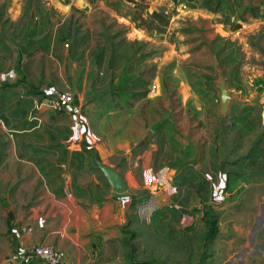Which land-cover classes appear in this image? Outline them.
Masks as SVG:
<instances>
[{"label": "rangeland", "instance_id": "374dc122", "mask_svg": "<svg viewBox=\"0 0 264 264\" xmlns=\"http://www.w3.org/2000/svg\"><path fill=\"white\" fill-rule=\"evenodd\" d=\"M41 3L29 34L0 4V264H24L18 225L65 184L41 176L51 159L106 141L128 144L110 158L127 218L71 243L68 264H264V0H81L66 17ZM53 89L72 110L43 103Z\"/></svg>", "mask_w": 264, "mask_h": 264}, {"label": "crops", "instance_id": "0c3cea01", "mask_svg": "<svg viewBox=\"0 0 264 264\" xmlns=\"http://www.w3.org/2000/svg\"><path fill=\"white\" fill-rule=\"evenodd\" d=\"M235 1L232 0V5H235ZM239 1L237 0V2ZM80 2L81 0H72L68 4L58 0H42L39 7L54 8L52 9L54 16L61 14L66 17L75 7L79 6ZM0 4H5L10 22L25 25L23 30H20L24 34L32 33L35 28L34 23L40 20L39 24H41V21L46 19L41 15L39 17L34 15L33 10H27L29 0H0ZM17 32L18 27L15 30V33ZM67 148V155L54 156L50 161L52 163L49 166L50 169L46 172L41 171L42 177L52 173L57 176L61 175L65 179V184L51 185L57 190L62 188L61 191L57 195L53 194L50 192L49 186L42 190L43 194L39 198L38 206L33 208L31 222L22 223L17 227V247L21 253L25 252L24 264H33L30 251L37 243L55 245L64 249L68 254L67 249L71 243L79 242L82 235L103 233L104 231L111 233L126 221L129 198L125 194L116 195L110 183L107 186L105 183L96 185L95 181L98 177L108 181V178L98 167L97 159L113 166L124 178L121 169L110 158L117 156L118 153L127 152L128 144L118 145L106 141L103 145L72 144ZM146 155L147 152L142 158H146ZM136 164L139 166V163L136 162ZM150 166L151 164L146 165L145 161L141 163L143 172ZM157 173L159 176L162 175L161 171ZM219 176L216 186L218 192L226 183L224 172H219ZM81 177L90 178V181L85 183L87 191H79L78 182ZM55 223H59L60 226H56ZM68 257L70 258L69 254ZM71 264L74 262L72 261Z\"/></svg>", "mask_w": 264, "mask_h": 264}, {"label": "built area", "instance_id": "2783aa9c", "mask_svg": "<svg viewBox=\"0 0 264 264\" xmlns=\"http://www.w3.org/2000/svg\"><path fill=\"white\" fill-rule=\"evenodd\" d=\"M44 104L55 111L72 110L74 94L68 90L53 89L44 94ZM32 253L47 264H68L67 252L52 244L37 243Z\"/></svg>", "mask_w": 264, "mask_h": 264}, {"label": "water", "instance_id": "95a60500", "mask_svg": "<svg viewBox=\"0 0 264 264\" xmlns=\"http://www.w3.org/2000/svg\"><path fill=\"white\" fill-rule=\"evenodd\" d=\"M229 95L225 87L222 88V109L225 110L228 107ZM263 123H264V113H263ZM196 162V161H193ZM97 164L100 169L103 171L105 176L108 178L113 190L118 193H123L127 189V185L124 181V178L115 168L111 165H108L99 159H97ZM13 264V263H7Z\"/></svg>", "mask_w": 264, "mask_h": 264}, {"label": "trees", "instance_id": "16d2710c", "mask_svg": "<svg viewBox=\"0 0 264 264\" xmlns=\"http://www.w3.org/2000/svg\"><path fill=\"white\" fill-rule=\"evenodd\" d=\"M155 14H157V13H155Z\"/></svg>", "mask_w": 264, "mask_h": 264}]
</instances>
